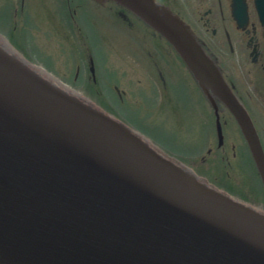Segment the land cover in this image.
Instances as JSON below:
<instances>
[{"label": "water", "instance_id": "95a60500", "mask_svg": "<svg viewBox=\"0 0 264 264\" xmlns=\"http://www.w3.org/2000/svg\"><path fill=\"white\" fill-rule=\"evenodd\" d=\"M92 1L173 47L213 109L218 146L215 97L264 181L256 131L188 26L156 0ZM22 60L0 43V264H264V213Z\"/></svg>", "mask_w": 264, "mask_h": 264}, {"label": "rangeland", "instance_id": "374dc122", "mask_svg": "<svg viewBox=\"0 0 264 264\" xmlns=\"http://www.w3.org/2000/svg\"><path fill=\"white\" fill-rule=\"evenodd\" d=\"M3 1L0 0V7ZM63 1L36 0V6L28 8L25 23L30 35L23 40L28 53L20 51L19 54L63 85L86 94L90 88L86 87L88 75L82 66L79 45L65 24L67 19L63 17L67 12L65 10L63 14ZM86 6L79 9L80 16L84 17L86 12L87 17L78 27L84 34L87 47L96 56L99 87L106 98L102 105H92L99 110L100 106L108 105L118 116L138 127L173 160L191 166L203 180L231 193V129L227 131L225 142V152L229 156H221L215 151V140H211V144L209 141V136L213 135L214 113L205 101L191 92L189 76L180 59L174 53L169 57L163 40L158 37L149 39L144 30L128 29L119 18L108 15L111 18L106 24H100V12L93 13L97 6L91 4V9L87 3ZM37 7H41L39 14H36ZM7 28L0 24L1 32ZM10 44L12 48L17 47L14 40ZM143 45L149 47L152 56L143 57ZM152 64L160 67L166 75V97L162 98L153 74L151 78L147 76V72L153 69ZM208 147H213L215 152L206 155ZM203 157L207 161L201 164Z\"/></svg>", "mask_w": 264, "mask_h": 264}, {"label": "flooded vegetation", "instance_id": "af4514ba", "mask_svg": "<svg viewBox=\"0 0 264 264\" xmlns=\"http://www.w3.org/2000/svg\"><path fill=\"white\" fill-rule=\"evenodd\" d=\"M156 1L168 7L188 26L206 55L213 60L231 90V94L249 117L264 152V0ZM35 3L36 0H4L0 7V22L8 27L7 32H3L11 41L14 40L15 45L22 53H28L23 41L30 35L25 20H27L29 13L28 8H34ZM86 3L90 9L91 4L97 6L93 13L100 12L102 21L100 24H106L111 18H108V15H112L114 18L121 19L128 29L132 28L133 31L138 29L139 32L144 30L149 39L156 37L163 41L165 39H162L155 30L130 11L114 2L103 4L91 0H64L62 2L63 14H65V10L67 12V16L64 15L63 17L67 19L65 24L69 27V34H72L79 45V56H81L82 66L88 75L86 87H90L89 92L80 94L90 97L91 103L102 105V101L105 102L106 98L104 91H101L99 87L100 72L97 68L96 56L87 47L84 34L78 27L84 24L83 20L87 17L86 12L84 17L80 16L79 13L81 6L87 7ZM32 4L34 6H31ZM40 8L36 10V14H39ZM16 40H19L20 43ZM164 43L171 58L172 48L166 41ZM142 55L145 58L152 56L147 45L142 46ZM183 66L186 69L185 73L189 76L191 92L194 91L193 94L196 97L207 103L203 90L185 64ZM152 67L153 69L147 72V76L151 78V74H153V79L157 80L162 98L163 96L166 97V75L160 67L154 64ZM91 87L96 92H93ZM185 88L189 91L187 85ZM215 101L219 105L224 136L231 129V197L239 201L251 202L264 212V181L254 163L248 142L235 116L227 110L217 97H215ZM100 109L108 115L127 121L114 113L108 105L106 107L100 106ZM214 147L215 151L220 152L222 156L227 155L224 143L219 147L216 141ZM215 151L213 147H208L205 154L211 155ZM205 161L207 159L203 157L200 163L204 164Z\"/></svg>", "mask_w": 264, "mask_h": 264}, {"label": "bare ground", "instance_id": "6f19581e", "mask_svg": "<svg viewBox=\"0 0 264 264\" xmlns=\"http://www.w3.org/2000/svg\"><path fill=\"white\" fill-rule=\"evenodd\" d=\"M0 24L1 25H5L6 26V24H3L2 22H0ZM1 33H3V34H5L4 32H1L0 31V34ZM0 35V43L2 44V45H4L12 54H14L18 59H20V60H22V58H21V53L19 54V52H20V50L18 49V47H11V44H10V40H9V38H7V37H5V35ZM10 41V42H9ZM22 62H24V60H22ZM29 64V66H32L30 63H28ZM32 68H34L41 76H43L45 79H47V80H49L52 84L54 83V85L55 86H59L60 88H62L63 87V89H65L64 88V85H62V82L60 83L59 81H57L55 78H53L49 73H47L43 68H41V67H39V66H32ZM66 86V85H65ZM68 88V87H67ZM79 98V100H81L82 102H84V103H86V104H92L91 102H90V97H88L87 95H83V96H81V97H78ZM101 110V109H100ZM113 118V117H112ZM114 118L116 119L117 117H115L114 116ZM113 118V119H114ZM137 132H139V131H135V133H137ZM215 137L214 138H216L217 139V134H215L214 135ZM225 141H223V143H224ZM223 143H222V145H223ZM152 146H154V144L152 143L151 144ZM235 200H237V199H235ZM242 203L244 204V205H247V206H250V207H252L253 206V203H251V202H244V201H242ZM254 208V207H253Z\"/></svg>", "mask_w": 264, "mask_h": 264}]
</instances>
